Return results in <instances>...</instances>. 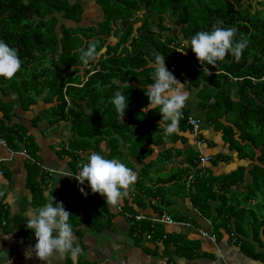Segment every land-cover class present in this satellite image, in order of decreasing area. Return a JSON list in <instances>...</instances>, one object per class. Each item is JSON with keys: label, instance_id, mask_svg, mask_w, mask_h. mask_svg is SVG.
I'll list each match as a JSON object with an SVG mask.
<instances>
[{"label": "trees", "instance_id": "1", "mask_svg": "<svg viewBox=\"0 0 264 264\" xmlns=\"http://www.w3.org/2000/svg\"><path fill=\"white\" fill-rule=\"evenodd\" d=\"M95 1L102 8L103 19L94 25L84 21L85 8L78 1L0 0V40L15 47L22 61L21 70L14 79L0 77L2 94L17 90L21 102L29 106L47 92L45 99L56 100L57 114L61 119L71 120L75 132L72 133L78 135V139L68 141L74 157L80 156L83 160L97 152L109 159L122 157L130 165H134L136 159L142 163L143 172L150 174L154 164L164 163L172 157L175 147L157 151L156 158L144 163L150 153L161 145L186 143L185 132L194 134L193 126L188 122L191 113L187 107L183 109L179 124L180 134L172 135L167 141L164 129L159 125V108L148 112L142 110L149 103L144 90L153 83V69L149 63L154 62L156 53L162 54L168 70L186 78V86L196 90L198 105L206 120L215 122L216 129L230 142V148L238 151L240 159L258 160L254 166L253 163L249 165L252 166V183L247 187L244 199L233 203L228 201H233L231 196L228 195L227 200V195L215 191L216 184L220 182V187L225 184V189L231 190L230 186L245 176L247 166H240L227 175L213 176L196 163L198 158L200 161V152L189 148L191 157L188 161L193 169L187 171L194 174L193 190L189 189L193 202L214 222H218V214L226 215L223 225L234 219L237 229L244 231L248 213L254 220L257 218L244 204L259 193L264 195L261 181L264 175V0ZM115 6L120 9L114 14ZM134 15L143 20L138 27L131 21ZM66 20L73 21L76 26H69ZM119 20H126L128 26L121 33L122 38L113 43L109 36H118L119 28L114 25ZM217 21L223 22L221 27H235L236 39L246 38L249 43L239 62L229 54L216 68L201 65L191 48L184 46V40H190L198 31H211ZM156 24L157 32L154 30ZM92 40L98 42V51L104 49L103 55L90 62L93 68H83V76L76 75L73 80H59L60 72H65L68 78L70 70L76 67L77 60L71 51L78 45L86 48ZM45 59L52 61L56 70L54 77H50L48 69L32 66ZM204 66L209 68L211 75L203 70ZM18 80H21L20 84ZM19 86L24 90L21 91ZM117 90L128 96L123 118L110 102ZM0 104H3L1 100ZM224 116L230 125L221 121ZM9 117L6 111L4 116L0 114V136L12 137L15 142L14 139H21L23 131L8 125L6 119ZM238 132L240 138L237 139ZM31 146L34 152L38 148L33 141ZM219 159L220 156L214 160L218 162ZM180 177H183L182 172L178 171L173 179ZM210 200L218 202L215 208ZM146 223L142 226L150 225ZM261 228L264 234V220L260 223ZM260 230L252 231L259 233Z\"/></svg>", "mask_w": 264, "mask_h": 264}, {"label": "crops", "instance_id": "2", "mask_svg": "<svg viewBox=\"0 0 264 264\" xmlns=\"http://www.w3.org/2000/svg\"><path fill=\"white\" fill-rule=\"evenodd\" d=\"M69 1L82 3L84 14L92 24H99L103 19L102 12L98 21L89 15L97 7L102 11L95 0ZM87 3L88 6L85 5ZM66 22L73 26V21ZM174 76L185 83V88L190 93L186 107L193 116L200 119L202 133L200 132L199 137L189 131L183 133L188 141L184 144L182 141L174 143L172 157L164 163L154 164L147 181L143 179L142 163L134 159V165H130L126 164L124 158H117L137 173L134 190L117 206L106 205V198L98 193L93 194L89 188L85 189L88 195H83L82 200L79 198L77 181L73 175L77 173L81 162L76 166L72 154L67 151L70 149L68 136L60 130V124L65 126L66 120L55 112L56 100L45 99V92L38 97L36 103L28 106L19 102L14 90L7 95H3L0 90V100L3 102L0 104V114L4 116L6 111L10 116L6 123L23 131L21 139H14L15 142H12V137L0 136L7 141V146L0 143V158L3 159L0 162V189L6 192L2 200L7 206H0V219L6 220L5 224L0 223V264H45L34 253L30 259L25 256L27 250L36 243L34 230L26 228V219L34 209L47 202L48 193H52L56 201L62 202L65 209L72 213L70 221L76 238L74 247L79 248L75 254L68 252L55 255L52 264H264L263 232H247L245 228L240 231L235 223V228H230L235 229L230 238V230L217 226L218 222L205 215L193 202L192 191L189 189L193 190L194 174L190 179L191 172L187 171L189 168L193 169L188 161L191 157L189 148L199 151V157L210 155V161L201 164L198 158L196 163L208 169L213 176L227 175L240 166H247L245 176L232 184L231 190L225 189V184L223 187H220V182L216 184L215 191L223 192L227 195V200L228 195L231 196L233 201H228L234 203L235 200L244 199L247 187L252 183L250 169L258 160L255 158L252 162L250 159H240L238 151L231 149L230 142L216 129L215 122L206 120V115L198 105L196 90L186 86V78ZM1 96L4 98L1 99ZM4 106L9 109L5 110ZM222 120L231 124L226 116ZM236 138H240L239 132ZM32 141L38 147L35 152L32 151ZM12 147L15 151L27 148L40 163H30L21 154L12 155ZM164 148V145L158 146L156 152ZM219 156V161L215 162ZM172 158L175 160L169 166H164ZM149 160L146 159L144 163ZM178 171L184 173L183 177L173 179L174 173ZM174 183L176 187L172 188V196L167 197L165 192ZM137 196L140 199L135 202L134 198ZM262 197L263 193H259L246 204H255ZM155 199L161 201L165 208L171 207V210L182 212L183 215L180 216L171 215L168 211L173 218L191 224H157L155 227L147 222L150 225L144 227V221L135 222L132 217H126L127 212L143 213L150 218L161 215L164 209L156 208ZM210 202L214 208L218 204L217 201ZM135 224L142 229L143 234L156 229V238L146 239L139 234L135 237ZM202 230L208 234L202 235ZM163 234H167L168 238L163 239ZM212 234H215L214 238Z\"/></svg>", "mask_w": 264, "mask_h": 264}, {"label": "clouds", "instance_id": "3", "mask_svg": "<svg viewBox=\"0 0 264 264\" xmlns=\"http://www.w3.org/2000/svg\"><path fill=\"white\" fill-rule=\"evenodd\" d=\"M222 23L217 21L211 31H198L190 40H184V46L191 48L201 65H212L217 68L218 62H223L229 54L239 62L243 51L248 47L249 41L246 38L236 39L235 27L219 26ZM97 43L92 40L88 42L86 48L77 49L82 68H92L90 62L96 61L100 56ZM180 52L187 54L186 51ZM21 67L22 61L18 50L0 40V77L6 80L14 79ZM149 67L153 69L151 74L153 83L144 90L149 103L142 110L148 112L159 108L161 114L159 125L163 127L164 139L167 141L172 135L180 134L179 124L183 117V109L190 99V93L186 90L185 83L179 81L168 70L162 54L156 53L154 62H150ZM203 70L208 76L212 74L208 67L204 66ZM110 102L123 118L128 96L117 90ZM73 176L78 186L84 185L87 181L91 192L105 197L106 205L112 206H117L127 197L134 190L137 181V173L121 160L105 158L97 152H92L87 162L80 166L79 173ZM80 191L83 195H88L83 187H80ZM5 196V190L0 189V198ZM71 214L62 202L56 201L52 193H48L47 202L27 215L26 228L34 230L36 243L27 250L26 258L30 259L34 253L40 261L52 264V259L57 254L64 255L68 252L75 254L79 251L78 246L74 247L76 238L70 221Z\"/></svg>", "mask_w": 264, "mask_h": 264}, {"label": "rangeland", "instance_id": "4", "mask_svg": "<svg viewBox=\"0 0 264 264\" xmlns=\"http://www.w3.org/2000/svg\"><path fill=\"white\" fill-rule=\"evenodd\" d=\"M256 4V3H255ZM86 6H88V3L87 4H85ZM89 6H91V4H89ZM96 7V6H95ZM120 9V7H118V6H115L114 7V9H113V13L115 14L116 12H117V10H119ZM101 9L100 8H95V10H91L90 12H89V15H90V17H92V18H94L95 19V21H98L99 19V17H101ZM97 16V18H95ZM89 17V16H88ZM89 17V18H90ZM84 20H87V21H89L87 18H85ZM131 21L132 22H134V24L138 27V26H140L141 25V23L143 22V20H141L140 19V17L139 16H137V15H134L133 17H132V19H131ZM169 22V21H168ZM73 26H76V23H74L73 22ZM115 27L117 26L118 28H119V32H118V36H115V35H112L111 37L109 36V39L113 42V43H115V42H117L118 40H119V38L121 39L122 38V36H121V33L122 32H124L125 30H126V27L128 26L127 25V22H126V20H119L115 25H114ZM72 27H70V29H71ZM154 30L157 32L159 29H158V26H157V24L155 25V27H154ZM72 33H73V31H71ZM84 46H77L73 51H71V55L73 56V58L75 59V60H77V62H75V64H76V67H74L73 69H71L70 70V72H69V74H68V78H66V76L65 75H67L65 72H60V75L58 76V79L60 80V79H65L64 81H66L67 79H69L70 78V80H73L74 79V76H83V74H84V71H83V69H82V66H81V62H80V60H79V52L77 51V49H79V48H83ZM100 52V56L101 55H103L104 54V49H102L101 51H99ZM57 57L59 58L60 56H59V54H57ZM53 58H56V57H53ZM52 58V59H53ZM52 64V61L51 60H49V59H45V61H43V62H34V63H32V66L36 69V68H43V69H48V72L50 73V77H54V73H55V68L53 67V65H51ZM95 64V63H94ZM79 67H80V69H79ZM92 68H93V66H92ZM77 69V70H76ZM74 71H76L75 73H74V75H72V72H74ZM54 80V79H53ZM17 83L18 84H20L21 83V80H18L17 81ZM78 86V85H77ZM19 88L21 89V91L22 90H24V88L23 87H20L19 86ZM15 91V94H16V98H19V93H18V91L17 90H14ZM43 95V94H42ZM4 97L3 96H1V99H3ZM19 100V102H21L22 100L19 98L18 99ZM18 102V103H19ZM17 103V104H18ZM21 104H26V103H23V102H21ZM72 106V105H71ZM4 108H5V110L6 109H9V107H6V106H4ZM14 108H16V107H13V109ZM57 111V108L55 109V112ZM221 121L223 122V123H225L223 120H222V118H221ZM61 125V127H60V130L61 131H63V132H65L66 134H67V136H68V141L69 142H72L73 140H75V139H78L77 137H78V135L77 134H73V133H75L73 130H72V128H71V125H72V121L71 120H67L66 122H65V126H63V124H60ZM73 132V133H72ZM19 143V142H18ZM172 144V143H171ZM174 144V143H173ZM173 144L172 145H168V144H165L164 146H166V147H169V146H173ZM184 144V143H183ZM175 146V145H174ZM20 150V149H19ZM18 150V151H19ZM156 150H157V148L155 149V151L153 152V153H150V156L148 157L149 159H151V158H156L157 157V155H158V152H156ZM68 151V153L70 154H72V150H71V148L69 149V150H67ZM16 154H20V153H18V152H16ZM33 154V153H32ZM74 154V153H73ZM72 154V159H73V161H74V164L77 166L78 165V163L81 161V162H87V158L88 157H85L83 160H81V158H80V156H77V157H74V155ZM100 154V153H99ZM15 155V154H14ZM22 155V154H21ZM34 155V154H33ZM86 155V154H85ZM23 156V155H22ZM35 156V155H34ZM24 157V156H23ZM161 157H163V154H161ZM25 158V157H24ZM147 158V159H148ZM26 159V158H25ZM27 161H29L30 163H32L30 160H28V159H26ZM175 159H170L169 161H168V163H165V165L164 166H169V164L170 163H172L173 161H174ZM154 172V171H153ZM149 173L147 172L146 174L144 173L143 174V179L145 180V181H147L148 180V177H147V175H148ZM150 174H151V172H150ZM182 174H184V173H182ZM191 174H193V173H191ZM229 177V176H228ZM263 183H264V175H263V177H262V180H261ZM176 187V184L174 183V184H171L170 186H169V188L166 190V192H165V195L167 196V197H171L172 196V191H173V189L172 188H175ZM179 195V194H178ZM181 196L183 195V193H181L180 194ZM0 199H2V198H0ZM135 199V202H136V200H138V199H140V197L139 196H137V197H135L134 198ZM154 203L156 204V208H158L159 210L160 209H164V212L163 213H167L168 211L170 212V214L171 215H183L182 214V212H179V211H174V210H171V207H169V208H165L166 206L164 205V204H162V202L161 201H158L157 199H155V201H154ZM244 207H247L249 210H252L253 212H254V214H256L257 215V218H256V220H254L253 219V216L250 214V213H248V216L246 217V219H247V221H246V223H245V230L247 231V232H250V231H252V230H257V231H259L260 230V223L264 220V197H262L261 199H258L257 201H256V203L254 204V203H251V202H249L248 204H244ZM168 212V213H169ZM167 213V214H168ZM133 214H135L134 212H133ZM196 215H197V213H196ZM226 216V215H225ZM225 216L224 215H221V214H218L217 215V217H218V223H217V226H220V228H223V229H225V230H230L229 228H235V223H236V220H234V219H232L231 221H228L227 223H226V225H223V224H225V222H224V218H225ZM187 217H189L190 218V216H187ZM191 218H192V216H191ZM133 221H135V222H141V221H144V222H150V220L149 219H143V220H140V221H137L136 219H133ZM143 222V223H144ZM142 224V223H141ZM139 225V224H138ZM227 226V227H226ZM135 228L137 229L138 227H137V225L135 226ZM262 229L263 228H261V230L260 231H262ZM234 233H235V229L234 230H230L229 232H228V234H229V237L231 238V236H233L234 235ZM133 234H134V236L136 237V235H137V233L136 232H133ZM215 235V234H214ZM190 242V241H189Z\"/></svg>", "mask_w": 264, "mask_h": 264}, {"label": "built area", "instance_id": "5", "mask_svg": "<svg viewBox=\"0 0 264 264\" xmlns=\"http://www.w3.org/2000/svg\"><path fill=\"white\" fill-rule=\"evenodd\" d=\"M263 79H264V77H263ZM188 122H189V124H191L193 126L194 134L199 136L200 135V133H199V131H200V119L198 117L190 115V117L188 118ZM0 143L2 145L7 146V141L5 139H3V138H0ZM10 151H11L12 155H14L16 152H18V153L22 154L26 159L30 160L32 163H40V161L27 148H22L19 151L18 150L15 151V150L11 149ZM0 160H3V159L0 158ZM209 160H210V155H202L200 157V163L201 164L205 163V162H207ZM81 165H82V163H79L78 171H77V173L75 175H77L79 173ZM189 178L192 179L193 175L190 174ZM80 187H83L84 189H86V188L90 189V187H89L87 181H85L84 185H82V186H78V182H77L79 198L82 200L83 194L80 191ZM0 206H5V208L7 207L2 199H0ZM3 214H5L4 211H3ZM126 217H128V218L132 217V219H136L137 221H140V220H143V219H149L150 223L152 224V226H155V227L157 226V224H167V225H172V224H174V225H177V224L178 225H189V224H191L188 221L175 219V218H173L171 215H169L167 213H162L159 216H156L154 218H150V217L146 216L143 213L133 214L132 212L131 213L127 212L126 213ZM0 223L2 225L5 224L6 223L5 218H1L0 219ZM155 230H152L151 232H147L146 234H143V233H141L142 229L140 227H138L135 232L137 233V235L138 234L141 235V237H144L146 239H151V238H154V236H155ZM207 234H208L207 231L202 230V235L205 236ZM162 237H163V239H166L168 237V235L167 234H163ZM212 237L214 238L215 235L212 234ZM155 238H156V236H155Z\"/></svg>", "mask_w": 264, "mask_h": 264}, {"label": "water", "instance_id": "6", "mask_svg": "<svg viewBox=\"0 0 264 264\" xmlns=\"http://www.w3.org/2000/svg\"><path fill=\"white\" fill-rule=\"evenodd\" d=\"M166 23H167V21H166ZM168 25H169V23H167Z\"/></svg>", "mask_w": 264, "mask_h": 264}]
</instances>
